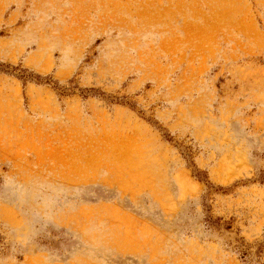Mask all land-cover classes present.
Returning <instances> with one entry per match:
<instances>
[{
  "label": "rangeland",
  "instance_id": "1",
  "mask_svg": "<svg viewBox=\"0 0 264 264\" xmlns=\"http://www.w3.org/2000/svg\"><path fill=\"white\" fill-rule=\"evenodd\" d=\"M0 264H264V0H0Z\"/></svg>",
  "mask_w": 264,
  "mask_h": 264
},
{
  "label": "bare ground",
  "instance_id": "2",
  "mask_svg": "<svg viewBox=\"0 0 264 264\" xmlns=\"http://www.w3.org/2000/svg\"><path fill=\"white\" fill-rule=\"evenodd\" d=\"M129 159H130V157H129ZM123 162V161H122ZM128 162H129V160H128ZM125 167V166H124Z\"/></svg>",
  "mask_w": 264,
  "mask_h": 264
}]
</instances>
